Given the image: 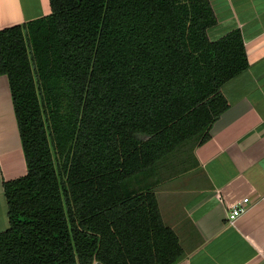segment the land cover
Segmentation results:
<instances>
[{"label": "trees", "instance_id": "1", "mask_svg": "<svg viewBox=\"0 0 264 264\" xmlns=\"http://www.w3.org/2000/svg\"><path fill=\"white\" fill-rule=\"evenodd\" d=\"M49 3L0 29L27 167L3 181L0 264H176L157 187L228 107L242 34L208 37L209 0Z\"/></svg>", "mask_w": 264, "mask_h": 264}, {"label": "crops", "instance_id": "2", "mask_svg": "<svg viewBox=\"0 0 264 264\" xmlns=\"http://www.w3.org/2000/svg\"><path fill=\"white\" fill-rule=\"evenodd\" d=\"M209 1L217 22L208 37L238 28L249 65L222 86L228 107L194 148L203 181L164 184L171 222L160 209L186 253L176 264H264V0ZM50 10L49 0H0V29ZM26 169L8 79L0 74V232L8 227L3 181ZM243 197L247 210L229 223L230 207Z\"/></svg>", "mask_w": 264, "mask_h": 264}, {"label": "rangeland", "instance_id": "3", "mask_svg": "<svg viewBox=\"0 0 264 264\" xmlns=\"http://www.w3.org/2000/svg\"><path fill=\"white\" fill-rule=\"evenodd\" d=\"M191 141L188 143L189 146H185L184 150L181 151L183 152L182 157H181V164H177L179 165L176 168H173L171 170V172L169 174H167V177L163 180V185L167 184V188L171 187V185H178V186H186L187 185H193L198 183L199 181H203L202 180V175L199 172V168L197 166V163L195 161V156H194V148L192 146V144H190ZM176 165V166H177ZM163 177H165L163 175ZM162 185V186H163ZM157 187V195H158V200L162 209V212L165 216V218H167L168 220V214H170L167 210H168V206L167 204H169L168 202H166L167 198H166V194H164L162 192L161 187ZM133 188L135 189V185H133ZM172 213V212H171ZM167 214V216H166ZM169 222H171L170 220H168Z\"/></svg>", "mask_w": 264, "mask_h": 264}, {"label": "built area", "instance_id": "4", "mask_svg": "<svg viewBox=\"0 0 264 264\" xmlns=\"http://www.w3.org/2000/svg\"><path fill=\"white\" fill-rule=\"evenodd\" d=\"M249 198L243 197L239 201H237L232 207H230L226 218L229 223H233L235 219L241 215L243 212H245L249 205Z\"/></svg>", "mask_w": 264, "mask_h": 264}]
</instances>
